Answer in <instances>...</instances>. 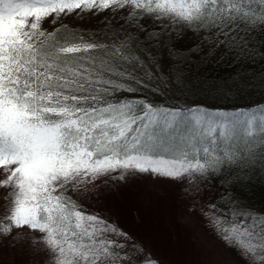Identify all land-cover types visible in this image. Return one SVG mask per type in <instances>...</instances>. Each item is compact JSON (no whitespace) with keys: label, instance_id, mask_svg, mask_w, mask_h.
<instances>
[{"label":"snow or ice","instance_id":"snow-or-ice-1","mask_svg":"<svg viewBox=\"0 0 264 264\" xmlns=\"http://www.w3.org/2000/svg\"><path fill=\"white\" fill-rule=\"evenodd\" d=\"M105 11L122 20L110 42L63 23ZM188 35L194 44L177 49ZM257 36L264 0H0V188L10 189L0 240L14 247L25 235L15 230L37 233L28 242L45 264H133L127 249L140 250L127 233L78 202L97 181L152 175L186 180L195 195L210 177L231 187L264 176V105H166L145 94L153 82L188 90L182 69L193 57L264 59ZM254 79L234 72L208 88H264V73ZM219 201L205 209L217 236L242 264H264V209L230 190Z\"/></svg>","mask_w":264,"mask_h":264},{"label":"rangeland","instance_id":"rangeland-1","mask_svg":"<svg viewBox=\"0 0 264 264\" xmlns=\"http://www.w3.org/2000/svg\"><path fill=\"white\" fill-rule=\"evenodd\" d=\"M69 19L64 18V24L70 25ZM71 25L80 27L75 22ZM213 181L210 177L195 195L190 194L192 185L186 180L174 182L152 175L107 184L97 181L96 187H90L78 202L89 213L100 214L127 233L129 245L144 246L164 264H242L236 251L226 246L205 218L207 205L217 203ZM9 192L8 188H0V211ZM16 232L25 235L14 247L9 246L10 237L0 240V264H45V253L28 242L37 233L21 229L13 235ZM127 250L132 260L143 257L131 247Z\"/></svg>","mask_w":264,"mask_h":264},{"label":"trees","instance_id":"trees-1","mask_svg":"<svg viewBox=\"0 0 264 264\" xmlns=\"http://www.w3.org/2000/svg\"><path fill=\"white\" fill-rule=\"evenodd\" d=\"M69 20L75 22V27L69 25L71 28L85 33V38L91 37L93 40L100 42H110L119 33V24L121 21L113 19V14L109 11L100 13L99 15H92L88 13L80 18L73 13L69 16ZM111 20V26H108V21ZM64 23V22H63ZM66 24V23H65ZM257 44L264 40V36L254 37ZM194 44V39L191 35L186 36L176 44L177 49L186 50ZM264 50V48H262ZM161 63L163 70L167 73L169 66L173 61L169 58L167 52H162ZM193 63L184 65L182 71L186 74L188 81V90H178L171 82H167V87L163 83L153 82V88L149 89L145 94L149 99L156 103H164L166 105H202L209 108L234 109V108H249L252 106L264 105V88H244L236 90L227 95L222 91L209 90L208 85L212 83H220L234 72H245L250 77H255L253 83L259 84L261 82V74L264 73V59H257L255 62H243L235 66H229L227 63L216 64L214 62H201L199 58L193 57ZM226 175V174H225ZM214 184L217 186L216 201L220 203L219 197L226 194V191H232L240 198H242L248 205L256 209H264V176L259 172L252 175L250 181L243 184H233L226 181L225 176L213 177ZM141 258L136 256L132 260L133 264L136 261L147 262L153 261L156 264H164L160 259L154 255L147 253L144 246L138 244Z\"/></svg>","mask_w":264,"mask_h":264}]
</instances>
